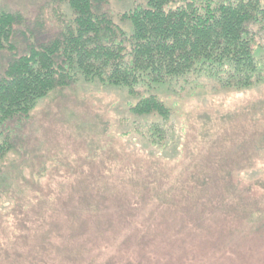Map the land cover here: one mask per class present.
Masks as SVG:
<instances>
[{
	"label": "rangeland",
	"instance_id": "rangeland-1",
	"mask_svg": "<svg viewBox=\"0 0 264 264\" xmlns=\"http://www.w3.org/2000/svg\"><path fill=\"white\" fill-rule=\"evenodd\" d=\"M144 2L105 6L129 26L120 14ZM0 9L23 17L14 48L0 49V73L71 16L64 0ZM256 35L264 44V29ZM209 76L155 88L173 107L161 142L148 138L156 117L97 78L56 86L10 118L0 264H264V79L238 89Z\"/></svg>",
	"mask_w": 264,
	"mask_h": 264
},
{
	"label": "trees",
	"instance_id": "trees-1",
	"mask_svg": "<svg viewBox=\"0 0 264 264\" xmlns=\"http://www.w3.org/2000/svg\"><path fill=\"white\" fill-rule=\"evenodd\" d=\"M64 1L71 16L57 32L29 40L0 73V157L15 144L8 120L28 115L40 97L79 76L124 87L135 99L130 110L156 117L147 128L152 143L161 142L173 114L158 85L201 73L223 75L238 89L264 79V44L256 35L264 29V0H145L120 14L129 26L112 18L108 0ZM21 21L20 12L0 9V49L14 48ZM4 178L0 172L1 192Z\"/></svg>",
	"mask_w": 264,
	"mask_h": 264
}]
</instances>
